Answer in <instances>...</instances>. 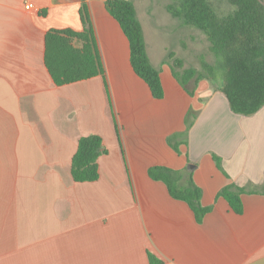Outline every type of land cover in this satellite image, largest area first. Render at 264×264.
Wrapping results in <instances>:
<instances>
[{"label":"crops","instance_id":"crops-1","mask_svg":"<svg viewBox=\"0 0 264 264\" xmlns=\"http://www.w3.org/2000/svg\"><path fill=\"white\" fill-rule=\"evenodd\" d=\"M104 2L0 0V264H150L149 254L160 264H264V106L235 114L209 80L190 95L142 27L164 92L153 98ZM83 3L104 73L57 86L45 36L82 32ZM89 135L102 140L98 179L75 182L71 160ZM153 167L192 172L211 207L201 222L148 176ZM228 185L242 190L240 215L218 196Z\"/></svg>","mask_w":264,"mask_h":264},{"label":"trees","instance_id":"trees-1","mask_svg":"<svg viewBox=\"0 0 264 264\" xmlns=\"http://www.w3.org/2000/svg\"><path fill=\"white\" fill-rule=\"evenodd\" d=\"M178 9L169 7L173 16L201 31L207 39L208 50L215 65L201 60V70L184 68L183 61L173 52L168 62L174 78L190 94L201 80H212L214 67L222 69L224 83L218 88L229 109L239 115H253L264 106V7L257 0H177ZM107 13L119 24L129 43L130 65L134 73L148 86L155 99L164 96L159 70L148 58L142 26L131 0H105ZM82 32L71 30L49 31L45 36L44 65L57 86L70 84L104 73L96 47L88 8L83 3L79 10ZM80 42V47L73 45ZM192 111L186 116V127L191 125ZM102 140L95 135L79 139L71 160L70 173L75 182H93L98 179L97 159L101 155ZM220 168L219 159L214 157ZM148 176L166 184L172 198L185 202L201 222L211 207L200 203L201 190L193 182L192 172L185 177L179 172L153 167ZM182 179L184 183L179 185ZM242 190L228 185L220 190L231 210L240 215ZM150 264H160L151 254Z\"/></svg>","mask_w":264,"mask_h":264},{"label":"rangeland","instance_id":"rangeland-1","mask_svg":"<svg viewBox=\"0 0 264 264\" xmlns=\"http://www.w3.org/2000/svg\"><path fill=\"white\" fill-rule=\"evenodd\" d=\"M131 1L142 24L150 53H153L151 49H154L160 54V58L167 60L169 64L168 54L173 52L183 61L184 68H194L199 71L201 60L215 65L205 35L198 29L185 25L179 17L173 16L168 10L170 6L174 9L179 8L177 0ZM214 68L213 81H209L215 85H222L224 83L222 69Z\"/></svg>","mask_w":264,"mask_h":264},{"label":"built area","instance_id":"built-area-1","mask_svg":"<svg viewBox=\"0 0 264 264\" xmlns=\"http://www.w3.org/2000/svg\"><path fill=\"white\" fill-rule=\"evenodd\" d=\"M24 9L28 12L34 11V6L31 2L26 1Z\"/></svg>","mask_w":264,"mask_h":264},{"label":"water","instance_id":"water-1","mask_svg":"<svg viewBox=\"0 0 264 264\" xmlns=\"http://www.w3.org/2000/svg\"><path fill=\"white\" fill-rule=\"evenodd\" d=\"M257 1H258V3H259L261 6L264 7V0H257ZM192 167H193L192 165L189 166V168H192Z\"/></svg>","mask_w":264,"mask_h":264}]
</instances>
